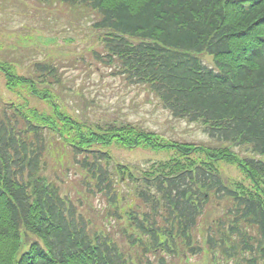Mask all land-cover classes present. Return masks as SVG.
I'll use <instances>...</instances> for the list:
<instances>
[{"label":"trees","instance_id":"obj_1","mask_svg":"<svg viewBox=\"0 0 264 264\" xmlns=\"http://www.w3.org/2000/svg\"><path fill=\"white\" fill-rule=\"evenodd\" d=\"M39 1L73 9L84 23L76 39L97 37L103 51L92 53L111 76L145 87L210 142L170 141L116 117L77 119L61 111L58 96L75 92L68 66L37 60L24 78L1 62L8 90L25 89L53 114L0 99V264H149L150 255L182 264L202 253L211 264H264V161L253 157L264 158V0ZM111 145L173 149L179 158L133 174L103 149ZM223 161L249 184L226 181ZM73 166L82 173L77 194L64 187L75 186ZM99 194L124 243L114 238L116 226L106 233L80 210ZM213 199L225 200L227 213L197 246L198 221Z\"/></svg>","mask_w":264,"mask_h":264},{"label":"rangeland","instance_id":"obj_2","mask_svg":"<svg viewBox=\"0 0 264 264\" xmlns=\"http://www.w3.org/2000/svg\"><path fill=\"white\" fill-rule=\"evenodd\" d=\"M53 5V8H49L48 4L44 5L39 0H0V63L5 60L12 62L17 74L24 78H30L33 75L32 63L37 60L68 66L69 68L65 69L66 76L71 78L69 86L75 92L69 94L67 90L68 92L64 94L58 93V96L64 107L61 111L77 119L81 117L90 122L116 117L120 120L127 119V121L136 122L170 141L197 145L210 142L197 126L175 120L159 106L158 102L150 100L145 87L128 86L120 76H111L112 72L101 62L96 61L92 53L95 50L103 51L97 37L93 40L76 39L75 27L82 26L84 23L73 9L60 6L59 3ZM26 56L29 60L25 58ZM203 59L205 64L213 67L212 58L203 55ZM97 70L99 71L96 72ZM79 91H82V94ZM0 99L2 103H22L29 110H37L41 114H53L51 105L33 97L25 89L8 90L5 75L1 71ZM88 101L91 102V107ZM84 105L85 108H83ZM103 149L113 157L115 164L130 166L133 174L139 175L153 166L179 158L178 151L173 149L153 151L145 146L125 149L119 145H111ZM253 157L264 161L261 156L253 155ZM196 158L200 157L196 156ZM53 166L56 168L53 160L50 159V171L52 172ZM219 167L226 181H232L235 184H249L247 175L245 176L237 165L223 161ZM72 169H74V174L71 175L70 182L75 186L72 188L71 185L65 184L64 187L72 189V193L77 194V189L81 188L78 184L81 182L82 173L77 167L73 166ZM119 188L127 198H132L131 193H128L129 187L121 185ZM224 201L214 199L203 211L205 214L200 217L194 233L197 246H202L206 237V234L203 235L204 229L210 222L219 221L227 213ZM108 204V199L104 196L91 195L80 208L93 222L92 225L99 224L106 233H109L110 229L119 222L109 214ZM123 205L124 202L117 205L118 207L111 209V213L115 209L121 211L123 207H126ZM217 221L216 224L214 223L215 226ZM124 223L122 221V226ZM119 226L111 230L115 235H113L115 240L124 243ZM121 246L127 249V246ZM218 253L221 254V251L219 250ZM211 258V255L206 256L205 253L199 256L190 254L187 263L182 264H211ZM145 261L149 264H174L173 262H177V259L171 256L159 258V256L150 255Z\"/></svg>","mask_w":264,"mask_h":264}]
</instances>
